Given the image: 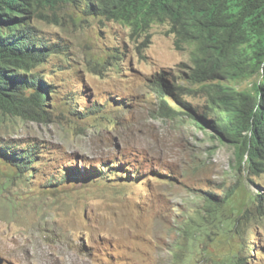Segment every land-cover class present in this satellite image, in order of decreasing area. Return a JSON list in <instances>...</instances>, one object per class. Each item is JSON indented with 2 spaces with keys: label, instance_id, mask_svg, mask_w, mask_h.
Here are the masks:
<instances>
[{
  "label": "rangeland",
  "instance_id": "1",
  "mask_svg": "<svg viewBox=\"0 0 264 264\" xmlns=\"http://www.w3.org/2000/svg\"><path fill=\"white\" fill-rule=\"evenodd\" d=\"M68 10L39 24L50 42L69 46L38 67L56 84L47 101L54 119L0 113V142L48 147L36 179L0 161L4 264H264V211L254 201L241 205L240 191L224 199L246 175L235 169L234 146L188 114L164 116L149 88V78L163 70L172 83L189 85L181 64H192L191 49L175 47L168 24H154L146 39L131 36L122 23L83 20ZM184 94L195 113L209 111L212 118L203 92ZM96 102L105 104L100 112L80 116ZM121 102L131 112L118 115ZM170 105L179 107L175 99ZM116 156L138 180L46 186L61 164L83 168ZM172 175L178 179L168 180ZM252 178V191L264 193V173ZM207 196L219 201L226 220L207 212L213 205ZM240 206L249 213L238 219L240 211H233ZM240 256L245 259L238 262Z\"/></svg>",
  "mask_w": 264,
  "mask_h": 264
},
{
  "label": "trees",
  "instance_id": "2",
  "mask_svg": "<svg viewBox=\"0 0 264 264\" xmlns=\"http://www.w3.org/2000/svg\"><path fill=\"white\" fill-rule=\"evenodd\" d=\"M62 9H69L72 17L82 15L83 20L91 15L122 23L131 29V36L145 35L146 39L155 23L168 24L175 47L191 49L192 64L181 65L188 68L182 70L185 79L196 88L170 82L164 70L157 78L149 79V88L159 97L162 114L172 119L188 114L200 127L210 128L213 137L233 145L235 169L246 175L228 189L224 199L227 201L240 191L245 196L241 205L246 207L254 201L257 210L264 211V193L250 188L256 184L252 176L264 173V0H0V113L26 121L54 119L47 101L56 84L52 75L40 72L38 67L52 55L68 52L69 46L50 42L39 24L52 17L57 20ZM244 80L251 84L241 88ZM184 90L206 95L211 119L209 111L195 113L191 102L184 98ZM172 99L178 102V108L170 105ZM104 106L96 102L79 114L87 118ZM117 110L118 115L131 112L122 102ZM46 149L37 141L15 145L0 142V161L27 178L36 179ZM126 164L118 156L114 161L101 159L93 165L84 162L83 168L68 162L48 173L45 182L47 188L60 190L79 182L138 180L139 176ZM172 176L168 180L178 179ZM208 197V203L213 205L207 212L226 220L219 201ZM241 209L242 206L233 211H240L238 219L249 213ZM244 259L240 256L238 262Z\"/></svg>",
  "mask_w": 264,
  "mask_h": 264
},
{
  "label": "clouds",
  "instance_id": "3",
  "mask_svg": "<svg viewBox=\"0 0 264 264\" xmlns=\"http://www.w3.org/2000/svg\"><path fill=\"white\" fill-rule=\"evenodd\" d=\"M155 24H158V23H155ZM169 26V25H168ZM185 64H187V63H185ZM187 66H190V65H188L187 64ZM161 72H163V71H159L158 73H161ZM157 73V74H158ZM157 74H156V76H154L153 78H149V79H154V78H157ZM169 75L170 74H167V77L169 78ZM185 77H186V75L184 76V79H185ZM170 80V79H169ZM187 81V80H186ZM171 82V81H170ZM188 83H189V81H188ZM179 85H183V86H185V87H187V88H189V89H191V90H193L194 88H196V86L194 85V84H190L189 83V85H184V84H179ZM154 91V90H153ZM187 90H184V93L186 92ZM155 92V91H154ZM189 92V91H188ZM197 92H199V91H197ZM156 93V92H155ZM191 93V92H190ZM157 95V94H156ZM158 97V96H157ZM158 99H159V97H158Z\"/></svg>",
  "mask_w": 264,
  "mask_h": 264
},
{
  "label": "water",
  "instance_id": "4",
  "mask_svg": "<svg viewBox=\"0 0 264 264\" xmlns=\"http://www.w3.org/2000/svg\"><path fill=\"white\" fill-rule=\"evenodd\" d=\"M5 258L0 254V264H4Z\"/></svg>",
  "mask_w": 264,
  "mask_h": 264
},
{
  "label": "bare ground",
  "instance_id": "5",
  "mask_svg": "<svg viewBox=\"0 0 264 264\" xmlns=\"http://www.w3.org/2000/svg\"><path fill=\"white\" fill-rule=\"evenodd\" d=\"M195 5V4H194Z\"/></svg>",
  "mask_w": 264,
  "mask_h": 264
}]
</instances>
